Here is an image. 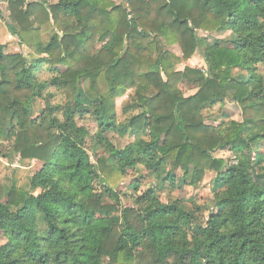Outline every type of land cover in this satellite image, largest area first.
<instances>
[{
	"label": "trees",
	"instance_id": "trees-1",
	"mask_svg": "<svg viewBox=\"0 0 264 264\" xmlns=\"http://www.w3.org/2000/svg\"><path fill=\"white\" fill-rule=\"evenodd\" d=\"M0 1L9 33L33 51L0 43V148L41 162L36 194L11 183L0 197V264H264V169L252 158L264 142V0ZM205 27L229 29V42L205 46V70H176L165 43L188 59ZM34 99L44 102L35 116ZM227 101L243 121L204 122L203 110ZM223 146L230 159L213 155ZM207 170V216L162 202L154 186L137 194L145 173L182 186ZM131 174L126 205L117 188Z\"/></svg>",
	"mask_w": 264,
	"mask_h": 264
},
{
	"label": "rangeland",
	"instance_id": "rangeland-1",
	"mask_svg": "<svg viewBox=\"0 0 264 264\" xmlns=\"http://www.w3.org/2000/svg\"><path fill=\"white\" fill-rule=\"evenodd\" d=\"M113 3L116 4H123L127 6V0H111ZM6 4H0V30H4L8 32L6 27V22L9 21V13L7 10ZM210 27L205 28H198L195 30L196 35L203 39H201L196 46L195 50L193 51L192 55L188 59H183L181 57V50L178 44L168 45L165 43V48L167 51L173 52L175 55L179 56L181 61L174 65L173 67L176 70H183L185 66L199 68L201 70H205L206 66L203 61L202 53L206 45H212L217 40H221L223 42H229L231 35L229 29H221V27H216L213 29H208ZM2 40H0L1 42ZM13 42V49L12 51H8L5 47V50L8 52H19L23 56L31 59L33 56V51L29 47H20L18 51L14 49V47L18 46V40L15 36L12 39ZM258 72L263 73V67L261 65L258 66ZM233 75H239L240 77L247 76L245 71L239 69H233ZM178 87L181 88L185 95H188L193 92L188 86L186 85L185 81L178 82ZM126 97V96H125ZM124 99H118L117 102V114L119 118L121 115V105L124 104ZM31 105V114L35 116L43 107L44 102L40 99H34L30 103ZM203 120L207 124L218 125L221 122L227 124L229 121L234 120L241 122L243 121L242 117V110L238 103L227 101L221 105L217 104L212 108L203 110ZM87 126H93V122L90 120L84 121ZM256 128L246 129L244 131L245 136L252 135L256 132ZM106 136L111 140L113 144L118 147H121L128 142V137L121 136L115 132H108ZM7 145H3V148H0V197L4 200L6 196L7 187L11 183H15L17 186L22 188L30 189V191L34 194L38 192L39 189H32L29 186V178L34 171H36L39 167L41 162L39 160H29L24 159L18 162L17 156H14L12 159L9 160L8 157L3 156V150H6ZM92 154V152L90 151ZM99 154H105L102 149L99 150ZM213 155L218 158H226L230 159L231 154L228 150V147H218L213 151ZM252 158L254 160L255 167H261L264 169V142H261L258 145V151L252 154ZM93 159V158H92ZM176 176L180 174V171H176ZM143 174V173H141ZM134 176H138L136 174H131L130 176H126L123 182L117 188L119 195L121 197L122 204H131V197L133 196L134 190L130 186L132 178ZM144 177L140 178L141 181L139 191L137 194H140L146 190L149 186H154L156 194L158 195L159 199L164 202H172L174 200L182 201L185 206H190L192 203L199 205L202 209V216H207L208 212L213 210L214 208V201H213V176L214 173L207 170L202 181L197 182L192 185L183 184L180 186L179 184H168V182L161 183L159 182L154 176L143 175ZM95 187L99 188L98 182H95ZM5 242V238L0 232V245ZM106 258L103 259V264H106Z\"/></svg>",
	"mask_w": 264,
	"mask_h": 264
},
{
	"label": "crops",
	"instance_id": "crops-1",
	"mask_svg": "<svg viewBox=\"0 0 264 264\" xmlns=\"http://www.w3.org/2000/svg\"><path fill=\"white\" fill-rule=\"evenodd\" d=\"M27 1H29V0H27ZM45 2H46L47 4H53V3H56L57 0H45ZM0 4H6V5H7V3L4 2V1H0ZM6 7H7V6H6ZM221 29H226V28L221 27ZM8 32H9V31H8ZM198 38L201 39L200 36H199ZM12 39H13V36H12L10 33H7V32H5V31L2 30V29L0 30V40H2L0 43H1V44H4L5 47H6L7 49H9L8 51H12V50H10V49H13V48H10V47H13V46H12V45H13ZM202 39H203V38H202ZM20 47H25V46H24V45H19V44H18L17 47H14L15 51H16V50L18 51V49H20ZM202 55H203V53H202ZM193 68H195V67H193Z\"/></svg>",
	"mask_w": 264,
	"mask_h": 264
}]
</instances>
